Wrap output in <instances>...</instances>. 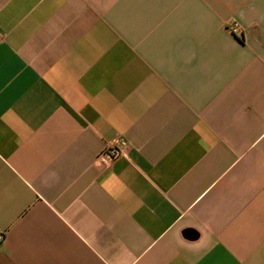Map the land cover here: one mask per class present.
I'll return each instance as SVG.
<instances>
[{
	"label": "crops",
	"instance_id": "0c3cea01",
	"mask_svg": "<svg viewBox=\"0 0 264 264\" xmlns=\"http://www.w3.org/2000/svg\"><path fill=\"white\" fill-rule=\"evenodd\" d=\"M0 233V264H264V0H0Z\"/></svg>",
	"mask_w": 264,
	"mask_h": 264
},
{
	"label": "built area",
	"instance_id": "2783aa9c",
	"mask_svg": "<svg viewBox=\"0 0 264 264\" xmlns=\"http://www.w3.org/2000/svg\"><path fill=\"white\" fill-rule=\"evenodd\" d=\"M123 153L122 146L109 145L103 148L97 155L99 161L110 164L113 160ZM1 238V233H0Z\"/></svg>",
	"mask_w": 264,
	"mask_h": 264
}]
</instances>
